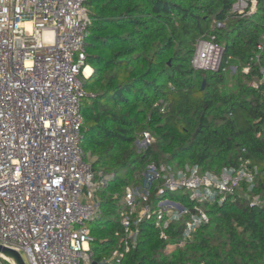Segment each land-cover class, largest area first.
<instances>
[{"label": "trees", "instance_id": "trees-1", "mask_svg": "<svg viewBox=\"0 0 264 264\" xmlns=\"http://www.w3.org/2000/svg\"><path fill=\"white\" fill-rule=\"evenodd\" d=\"M235 1L85 0L92 72L84 82L81 147L101 183L102 213L90 227L95 264H116L125 193L143 186L147 165L219 175L246 162L257 168L253 187L242 182L223 203L199 204L210 222L191 242L176 246L188 218L171 222L164 240L152 214L139 224L137 244L121 264H264V84L254 85L264 69V0L249 17L231 13ZM199 41L223 48L218 71L193 67ZM231 68L234 88L224 91ZM145 133L154 142L141 150ZM161 198L194 210L186 194L159 197L154 185L144 204L154 211ZM167 217L165 211L162 220Z\"/></svg>", "mask_w": 264, "mask_h": 264}, {"label": "built area", "instance_id": "built-area-1", "mask_svg": "<svg viewBox=\"0 0 264 264\" xmlns=\"http://www.w3.org/2000/svg\"><path fill=\"white\" fill-rule=\"evenodd\" d=\"M257 7V0H236L231 13L249 17ZM90 24L85 0H0V244L26 256L28 264L94 263L88 224L102 213L96 196L101 183L94 182L81 147ZM205 44L214 51L201 53ZM222 57V47L199 41L192 64L196 70L218 71ZM261 72L257 88L264 84ZM143 140L154 142L149 133ZM256 174L249 162L219 175L187 166L167 177L163 167L147 165L143 186L126 190L124 239L112 259L121 264L137 244L139 224L152 214L158 215L164 240L171 222L188 218L176 246L191 242L197 228L210 222L199 204L223 203L242 182L252 188ZM153 185L159 197L186 191L194 210L161 198L153 211L144 204ZM141 203L145 207L139 209ZM165 211L168 217L162 220Z\"/></svg>", "mask_w": 264, "mask_h": 264}, {"label": "rangeland", "instance_id": "rangeland-1", "mask_svg": "<svg viewBox=\"0 0 264 264\" xmlns=\"http://www.w3.org/2000/svg\"><path fill=\"white\" fill-rule=\"evenodd\" d=\"M91 72H92V69H91ZM91 72H90V74H91ZM235 74H236V68H231L230 74L228 75V84L226 85V87L224 86V88H223L224 91H230L231 89L234 88V79H233V76ZM137 144H138L139 149H141V150H145L150 145V144H147L146 142H144V140L138 141ZM162 167L164 168V176L163 177H167V176H169L170 174H172L174 172L173 171V168L170 167L168 164H165ZM157 183L158 182L156 180H153V184H157ZM84 191H86L85 188H84ZM182 193L183 194H186V191H183ZM142 207H145L143 205V203H141V204L138 205V208L139 209H141ZM88 227H91V223L88 224ZM23 258H24L25 262H27V264H28V261L26 259V256L23 255ZM1 260L3 261V264H7L8 263L3 258H1Z\"/></svg>", "mask_w": 264, "mask_h": 264}, {"label": "water", "instance_id": "water-1", "mask_svg": "<svg viewBox=\"0 0 264 264\" xmlns=\"http://www.w3.org/2000/svg\"><path fill=\"white\" fill-rule=\"evenodd\" d=\"M205 80L202 82V89L205 87ZM1 258L5 259L9 264H27L23 256L13 248L0 244ZM95 264V263H93Z\"/></svg>", "mask_w": 264, "mask_h": 264}, {"label": "bare ground", "instance_id": "bare-ground-1", "mask_svg": "<svg viewBox=\"0 0 264 264\" xmlns=\"http://www.w3.org/2000/svg\"><path fill=\"white\" fill-rule=\"evenodd\" d=\"M204 51H207L208 52V54H210L211 53V51H214V50H212V47L211 46H209V45H204V48H203V50L201 51V53H203ZM215 52H214V54H211V56L212 57H214V59L216 60L217 59V57L215 56ZM214 55V56H213ZM206 63L207 62H205L204 64L206 65ZM91 67L90 66H88L87 68H86V70H85V73L87 74V75H89L90 74V72H91ZM90 76V75H89ZM0 256H1V254H0Z\"/></svg>", "mask_w": 264, "mask_h": 264}]
</instances>
